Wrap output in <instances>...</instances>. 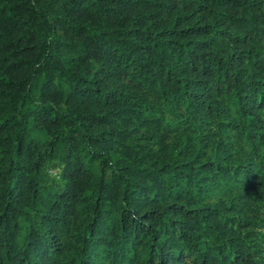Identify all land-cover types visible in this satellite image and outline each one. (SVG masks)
<instances>
[{
	"label": "trees",
	"instance_id": "obj_1",
	"mask_svg": "<svg viewBox=\"0 0 264 264\" xmlns=\"http://www.w3.org/2000/svg\"><path fill=\"white\" fill-rule=\"evenodd\" d=\"M0 264H264V0H0Z\"/></svg>",
	"mask_w": 264,
	"mask_h": 264
},
{
	"label": "rangeland",
	"instance_id": "obj_2",
	"mask_svg": "<svg viewBox=\"0 0 264 264\" xmlns=\"http://www.w3.org/2000/svg\"><path fill=\"white\" fill-rule=\"evenodd\" d=\"M57 175H58V170L55 164H48L45 166L44 176L46 182L48 183L53 182L58 184L59 178Z\"/></svg>",
	"mask_w": 264,
	"mask_h": 264
}]
</instances>
